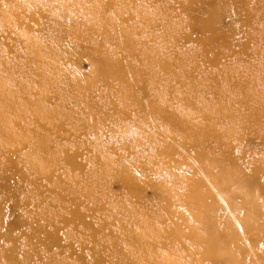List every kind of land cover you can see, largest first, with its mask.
I'll return each instance as SVG.
<instances>
[{
  "label": "bare ground",
  "instance_id": "obj_1",
  "mask_svg": "<svg viewBox=\"0 0 264 264\" xmlns=\"http://www.w3.org/2000/svg\"><path fill=\"white\" fill-rule=\"evenodd\" d=\"M4 1L5 9L0 12V44L7 45L9 52L15 57L7 58L6 53H0V197L3 194L4 196L11 194L13 179L17 176L15 149L11 142L8 144L10 137L6 131L9 130L5 129L7 120L21 132L22 136L28 135L33 139L29 155L32 160L38 161V163L32 161L30 165L33 173L39 171L42 177L53 180L56 179L53 171L57 169L56 165H64L73 170H80L81 174L90 172L92 176L88 183L76 188L75 192L74 190L65 192L68 187L62 185L61 193L59 183L49 186L48 191L53 194L52 196L69 202L68 207L63 204L64 208H68L69 214L57 217L48 213L45 209L49 207L51 201L45 197L36 199L35 204L39 212L18 219L17 225L26 226L28 229L22 231L20 236L6 235L13 245L6 249L0 247V261L3 264H35L33 257L38 255L39 251L34 245L35 249L32 251L27 250L20 254L24 246L21 242L26 240L28 243H49L58 238L60 228L66 227H71L72 231L77 227L80 231L92 230L90 238L95 243L94 246H89L84 240L77 243L74 239H69L71 242L69 253L76 257L79 264H194L197 260L202 261L199 258L193 260L171 258L173 254L171 250L176 244L188 248L181 240L183 235L179 233L177 223L169 228L160 227L161 220L155 214H151L146 224L134 229L131 224L130 206L140 205V201L136 204L131 203L129 195L126 194L113 197L106 188L109 180L118 177L133 193L132 188L141 179L139 172L133 168L134 158H130L133 152L127 144L122 146L127 147L128 154H119L117 151L119 146L115 141L102 145V148L110 149L114 156L119 157L116 161L113 156L107 166L103 161L106 168L104 172L103 163L99 158L100 153L92 164L86 165L79 160L84 151L79 150L81 146L78 144L77 136L82 133L94 136L113 129L131 130L139 137L146 138L152 145L161 146L169 139L166 143L169 145L166 153L172 157L175 150H170L172 148L170 141L174 143L179 140L175 138V133L186 130L187 135L180 137L179 140L183 149L191 148L201 154L206 151V143L219 137L222 147H225L222 149L224 152L222 155L227 157L230 154L228 150H231L227 147L235 135L232 132L239 135L238 138L251 129L263 134L264 90L255 85L242 86V82L246 80H242L239 75L244 68L241 62H246L248 57L251 58L248 60L250 63H259L255 69L264 64V48H250L260 21H264V0H157L164 5L159 17H155L158 12L153 17L146 15L147 5L138 8V12L134 11L138 0ZM194 1L212 4L201 14L196 24L204 29V37L201 39L204 44L215 41L218 43L217 46H220L211 50V57L206 51L212 61V69L215 70L214 73L211 71V74L201 75L203 66L197 65L201 64L197 59L200 54L186 47L193 21L187 24L181 14L184 20L173 14L176 8L182 11L188 9V13L197 14L201 9L195 6ZM220 8L234 10L235 22L226 33L219 31L215 25V15ZM110 9H113V15L108 18L106 13ZM21 12H25L27 22L33 20L34 23L26 28V34L19 33V28L25 22V18L20 17ZM240 22H243L244 27L241 38L238 37L237 28ZM13 23L17 25V29L13 27ZM182 37L187 41L183 40L181 46L185 48L182 53H178L175 47L177 40ZM67 39L75 41L80 50L89 49L95 54L99 64L91 79H81L76 77L77 75L69 74L66 60L63 58L67 52L65 47ZM258 57H262L260 62L252 60ZM225 59H233L230 61L234 63L233 66L229 62L226 63ZM184 71H187V74H183ZM248 75L253 77L254 81L260 79L258 70L249 71ZM208 80L214 86L222 83L230 86L225 89L226 95L215 98L224 99L205 102V107L200 109V102L197 100L199 97L194 96L191 87L197 90L208 87L206 85ZM176 84H182L191 90L185 94L173 91ZM141 86L142 88H139ZM143 87L148 89L147 104L139 102L143 100L139 98L138 90L146 91ZM207 89L209 88L204 90ZM179 100L189 103L185 107L197 111L199 117H187V110L181 113L176 109ZM16 102L19 103L15 104ZM74 102L81 106H73ZM129 107H134L132 111L136 113L137 119L134 124L126 126L114 122L109 129L100 127L106 121H112L110 113L114 109L119 114H124ZM27 108L31 111L27 112ZM5 110L15 115L6 118L1 114ZM145 112H149V116H146ZM49 117L59 119L55 127L56 134L69 133L66 139L75 143L77 150L70 152L66 145L57 143L55 144L57 146H53L46 142V135L53 131V125L46 122ZM254 121L259 122L261 126L248 127ZM68 124L73 127L65 131ZM221 131L229 133L223 136ZM185 162L186 159L182 161ZM212 162L220 164L222 175L217 178L222 181L220 188L216 184L208 187L199 185L198 189L194 188L195 194L204 197L212 191H226L231 184H237L240 203L239 205L230 203L226 210V215H235V218L232 221H227L225 217L206 219L205 224L210 228L211 237L202 234L185 236L194 241L205 242L202 258L214 263L264 264V248H260L264 246L262 179L264 156H254L249 169L246 170L237 156L229 159L228 163L224 159L206 163ZM180 164L179 161L172 166L176 168ZM25 178L33 184L38 194L42 193L43 186L38 178H29L27 175ZM100 191L103 194L102 202L91 206L95 193ZM28 200L30 201V198ZM23 204L28 203L24 201ZM1 205L0 200V212L3 211ZM83 206H87L85 211L82 210ZM148 206L142 203L140 212L145 214ZM206 207L207 204L204 203V208ZM98 211H105V217L104 221L96 225L94 214L96 215ZM49 225L53 227L50 228ZM115 225L118 230L114 229ZM81 227L83 228L80 229ZM101 232L106 234L98 237ZM242 233L249 236L247 259L236 257ZM107 236L108 239L105 241ZM231 240L235 242L229 244L231 246L229 248L226 243ZM123 243L127 249L114 258L110 250ZM153 245L166 249L167 254L163 259L147 256V250ZM87 249L90 250L89 255ZM43 264L75 263L44 260Z\"/></svg>",
  "mask_w": 264,
  "mask_h": 264
},
{
  "label": "rangeland",
  "instance_id": "obj_2",
  "mask_svg": "<svg viewBox=\"0 0 264 264\" xmlns=\"http://www.w3.org/2000/svg\"><path fill=\"white\" fill-rule=\"evenodd\" d=\"M196 1H194L195 6L199 7L201 10L197 11V14L193 13L194 16L191 13H188V9L182 11L180 8H176L175 13L173 14L178 15L179 17H181V14L185 20L182 17L181 18L186 21L187 24L188 22L193 21V27L190 29V33H188V43L186 44V47H189V50L192 49L193 51H195L196 54H200L197 59L201 62V64L197 65L203 66V72L201 73V75H205L211 74V71H213L212 73L215 72V70L212 69V61L209 58L211 57L210 54H212L211 50L216 49V47L220 48V46H217L218 43L215 41L205 44L201 41L202 37H204V29L201 25L199 26L196 24L199 22V17H201V14L203 12H206L209 9L208 6H211L212 4L207 2L206 4H204L202 1ZM144 5H147L145 14L152 17L157 12L158 14L155 17H159L160 11L164 9L163 3H160L157 0H138L135 3L134 11L138 12V8H142L144 7ZM3 6H6V3L4 0H1L0 12L5 9ZM221 9L222 8H220V10ZM220 10L215 15V25L217 26L219 31L226 33V31L230 29V27L233 26V23L235 22L233 16L234 10L232 11V9L230 8H224L221 11ZM112 15L113 9L107 11L106 16L108 18H110ZM20 17L21 19L25 18V22L19 28V33L26 34V28H28L31 24L34 25L33 20L27 22L25 12H21ZM176 22L178 24H181L179 21ZM242 23L243 22H240V25L238 24L237 26V28H239V38L242 37L241 34H244V27ZM13 27L17 29V25H15L14 23ZM247 37L249 38L248 35ZM184 38L185 37H182L177 40L175 51H177L178 53H182V50L185 48L181 46L182 43L187 41L184 40ZM253 38V43L250 46L251 49H253L254 47L264 48V21H260L257 33ZM65 47L67 49V52L64 53L63 58H65L66 60L67 70L70 71L69 74L77 75L76 77L81 79H91V77L95 74V71L98 70L97 66L99 64L96 60L97 58L95 54L92 51L90 52L89 49L80 50L76 42L72 39H67L65 41ZM208 50L211 53H209ZM206 51L208 55H210V57H208ZM0 53H6L8 55L7 58L10 57L11 59H13L15 57L13 53L9 52L7 45L0 44ZM247 59L249 60L251 58L248 57ZM261 59L262 57H258L252 60L260 62ZM248 60H246V62H241L244 68L243 70H241V74L239 76L242 78V80H246L245 82H242V86L244 85L246 87H249L255 85L257 86V88L264 90V84H262V82H264V64L255 69V67H257L259 63H250ZM226 61V63L229 62L230 65L233 66L234 63L230 62L233 61V59ZM221 67L230 66L221 65ZM254 70L260 71V77L258 76L260 78L259 80L254 81L252 79L253 77H249V71ZM186 72L187 71H184L183 74H185ZM143 78H145V75L143 76ZM204 81H207V79H204ZM234 84L236 83L234 82ZM206 85L208 87H202L198 90L195 87H191L193 89L194 96L198 95L199 97L197 100L200 102V109H203L205 107V102H213L224 99L215 98H218L223 94L226 95L225 89L230 86L229 84L227 85L223 83L219 85L220 87L214 86L209 80ZM139 88H142V86ZM206 88L209 89L204 90ZM143 89L146 91H143L141 89L138 90V96H140L139 98L143 100L139 102L147 104L146 97L148 98L149 96L148 89L146 87H143ZM175 90L185 94L191 89L186 86H182V84H176L173 91ZM200 93L202 94V97H200ZM179 101L177 103L176 109H178L181 113L183 110H187V117H199L197 111L190 108L187 109L185 107L189 103H185V101L181 100ZM17 103L19 102H16L15 104ZM52 104L54 105V102ZM73 106H81V104L74 102ZM134 107H129L130 109H128L124 114H119V112L114 109L113 112L110 113L112 114V121H106L105 124L100 125V127L109 129L114 122H120L126 126L134 124L137 119L136 113L132 111ZM8 111L9 110H5L1 114L6 118H11L15 115H12ZM26 111L29 112L31 110H28L27 108ZM145 115L149 116V112H145ZM46 122L53 125V131H51L50 134L46 135V142L53 146L57 143H61L64 146L66 145L65 147H67L70 152L77 150L75 149V143H72L70 140L66 139L69 133L60 132L58 133L60 135L56 134L55 127L59 123V119L49 117L46 119ZM257 126L259 127L261 125L256 121L248 125V127L251 128H256ZM72 127L73 125L68 124L65 131H67V129H72ZM100 127H98V129H101ZM5 129L9 130L6 131L10 137V140L9 138H7L9 140L8 144L11 142V146L15 149L14 162L16 163L15 171L17 173V176H15L13 179V191L11 192V194L8 196H4L3 194L0 197V200L2 201L1 206H3V209H1V211H3L0 212V234H2V236H0V247L4 249L13 245V242L7 239V234L9 236L10 234L11 236H20L22 234V231H26L28 229V227L26 226L19 227L20 224L17 225L18 219L21 217L26 218L29 215H35L39 212V208L35 204L36 199L45 197L48 201H51V204L48 205L49 207L45 209L48 213H51L57 217L64 214H69L68 208L63 207V204L68 207L69 202L62 201L61 199H56V196H52L53 194L49 193L48 191L49 186L53 184L58 185L59 183V186L62 189L61 193H63L62 185L68 187L66 188L65 192L69 190H74L75 192L76 188H81L83 187V185L88 183L89 179L92 176V174L90 175V172L81 174L80 170H73L69 166L65 167L64 165H56L57 169L53 170L56 179L53 180H48L44 176L42 177L39 171L33 173V169L30 168V165L32 164V161L35 160H32L29 155L31 147L33 145V139L28 135L22 136L20 134L21 132L17 128H15L9 120H7L5 123ZM251 130L246 131L245 134L239 138V135H237L235 132H232L235 135H233V138L231 139L230 144L227 147L228 149H231L228 150L230 154L227 157L222 155V153H224L222 149L225 147H222V143L219 140V137L215 139L216 141L211 140L210 142L206 143V151L202 152L201 154H198V152L193 151L191 148L189 150L183 149V146H181L179 140L180 137L182 138L184 137V135H187L186 130L181 131L180 133H175V138H178L179 140L176 139L177 141L175 140L176 142L174 143L172 140L170 141L172 146L170 150H175V153L172 157H170L168 153H166V151L169 149V145L166 144L169 140L167 138L166 142H164L161 146H157L155 144H150L146 138L139 137L135 133V131L131 130H106L101 134H95L94 136H89L85 133H82L78 134L77 136V139L79 140L78 144L79 146H81L79 150L84 151L79 160L82 163L86 165L88 163L89 165L93 163L94 158H97L98 153H100V157H98L101 159L102 163L103 161L107 163L105 165L107 166L108 163L112 161L114 153L110 149L102 148V145L107 142L115 141L119 146L117 150L118 153L128 154L127 147L122 146L124 144H127V146L130 148V151L133 152L130 154V158H134L133 168L139 172L141 179H139L132 188L133 193H131V191H129L127 187H125L123 182L118 177L109 180L107 182L106 188L113 197H120L126 194L129 195V201L131 203L136 204L137 201H140V205L130 206V210L132 211L131 224L133 225L134 229H139L144 224H146L145 222L151 214H155L161 220L160 227L169 228L173 224L177 223L180 230L179 233L183 235V238L181 240H183L188 248H185L184 246L181 247L180 244H176L171 250V252L173 253L171 258L178 260H182L183 258H187L190 260L199 258L202 259V261L197 260L194 264H217L208 259L202 258L205 242L194 241L193 239L186 237L185 234H202L204 236L211 237L212 235L210 234L212 233L210 232V228L207 226V224H205L206 219H224L225 217L227 221H232L235 218V215H226V210L228 209L230 203H236V205H239L240 203L237 188L238 185L233 183L228 187V189H226V191H212L204 195V197L197 196L195 194L196 190L194 188L198 189L199 185L208 187L212 184H216L217 187L220 188V183H222V181L221 179L217 180V178L221 177L222 175L220 164L215 162L207 164V161L218 162V160L224 159L228 163L229 159L237 156L242 163L243 169L246 170L249 169V164L254 156H264V133L261 134L259 132H255V130ZM221 133L223 132L221 131ZM228 133L229 132L227 131L222 135L225 136ZM58 136L61 137L58 138ZM118 159L119 157L115 155L114 160L118 161ZM184 159H186V162L182 163ZM179 161L181 162V164L176 168L172 166L173 163L175 166ZM35 162L38 163V161ZM105 166L103 163L102 167L104 172H106ZM88 167L89 166H87V168ZM25 175L29 176V178L34 177V179H39L38 181L43 186V191L41 194H38V192L34 190L32 186L33 184L28 179H24ZM262 179L264 180V175H262ZM102 195L103 194L101 191L96 192L94 195V199L91 202V206L100 204L103 200L101 197ZM28 198H30V201L28 200ZM24 201H26L28 204H23ZM142 203L149 205L148 210L145 214L140 212ZM204 203L207 204L206 208H204ZM86 207L87 206H83L82 210L85 211L87 209ZM104 213L105 211H98L96 215L94 214L96 225H99L101 221H104ZM49 227L52 228L53 226L49 225ZM113 227L114 229L118 230V227L116 225ZM82 228L83 227H81L80 229ZM91 231L92 230L88 229L80 231L79 227L74 229V231H72L71 227L60 228L58 232V238L49 243L41 242L40 244H37L35 242L28 243L26 240L24 242L22 241L21 243L24 246L21 248L20 254H22L23 252H27V250L32 251L33 249L37 248L39 253L38 255H35L33 257V261L35 264H43L44 260H56L64 263L69 262L79 264L76 257L69 253L71 244V242H69V239H74V242L76 241L77 243H80L82 240H84L88 243L89 246H94L95 243L90 238ZM105 234L106 232H101L100 234H98V237H102ZM240 236L242 239L240 240V243H238L240 249L238 250V254L236 257L239 259H247V244L249 236L247 233H242ZM107 239L108 236L106 237L105 241ZM233 242L235 241H227L226 245H231V243ZM230 245L228 246L229 248L231 247ZM260 248H264V246H261ZM125 249H127V246L125 243H123L122 245H118L116 248L110 250V254L112 252L113 257L117 258V256L121 255L123 250ZM86 252H88L89 255L90 250L87 249ZM166 254V249H164L163 247L156 248L155 245L150 246V248L147 250V256L149 258L155 256L158 259H163ZM0 264L3 263L0 261Z\"/></svg>",
  "mask_w": 264,
  "mask_h": 264
}]
</instances>
